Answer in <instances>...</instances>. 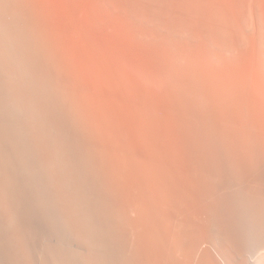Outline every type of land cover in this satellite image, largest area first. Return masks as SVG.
<instances>
[{
  "label": "bare ground",
  "instance_id": "1",
  "mask_svg": "<svg viewBox=\"0 0 264 264\" xmlns=\"http://www.w3.org/2000/svg\"><path fill=\"white\" fill-rule=\"evenodd\" d=\"M0 264H264V0H0Z\"/></svg>",
  "mask_w": 264,
  "mask_h": 264
}]
</instances>
